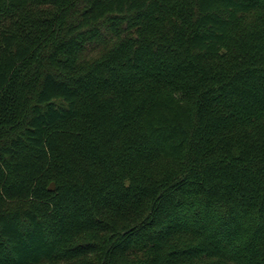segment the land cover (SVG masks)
<instances>
[{"label": "trees", "instance_id": "16d2710c", "mask_svg": "<svg viewBox=\"0 0 264 264\" xmlns=\"http://www.w3.org/2000/svg\"><path fill=\"white\" fill-rule=\"evenodd\" d=\"M0 264H264V0H0Z\"/></svg>", "mask_w": 264, "mask_h": 264}, {"label": "water", "instance_id": "95a60500", "mask_svg": "<svg viewBox=\"0 0 264 264\" xmlns=\"http://www.w3.org/2000/svg\"><path fill=\"white\" fill-rule=\"evenodd\" d=\"M48 190H49V191H53V190H54V184H53V183H51V184L49 185Z\"/></svg>", "mask_w": 264, "mask_h": 264}]
</instances>
